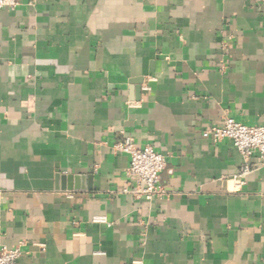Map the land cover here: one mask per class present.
I'll use <instances>...</instances> for the list:
<instances>
[{
    "label": "crops",
    "instance_id": "obj_1",
    "mask_svg": "<svg viewBox=\"0 0 264 264\" xmlns=\"http://www.w3.org/2000/svg\"><path fill=\"white\" fill-rule=\"evenodd\" d=\"M264 129V0L0 9V249L18 264H264V167L202 136ZM130 136L166 160L136 199ZM89 189L61 190L55 175ZM102 218L104 222H95Z\"/></svg>",
    "mask_w": 264,
    "mask_h": 264
},
{
    "label": "built area",
    "instance_id": "obj_2",
    "mask_svg": "<svg viewBox=\"0 0 264 264\" xmlns=\"http://www.w3.org/2000/svg\"><path fill=\"white\" fill-rule=\"evenodd\" d=\"M20 0H0V9H14ZM202 136L213 143L225 140L231 141L234 149L245 161V164L236 176L237 185H242L250 168L246 163L255 157L258 166L264 167V129L249 127L233 119L224 118L220 126L210 127L202 132ZM117 152L128 156L129 166L126 178L133 185L132 193L136 199L150 202L162 193L160 186L161 174L166 169L164 156L158 153L151 145L138 148L130 136L115 146ZM95 222H104L102 218L94 219ZM21 257L20 247L0 249V264H18Z\"/></svg>",
    "mask_w": 264,
    "mask_h": 264
},
{
    "label": "water",
    "instance_id": "obj_3",
    "mask_svg": "<svg viewBox=\"0 0 264 264\" xmlns=\"http://www.w3.org/2000/svg\"><path fill=\"white\" fill-rule=\"evenodd\" d=\"M88 184L85 185L86 181L84 177L75 175V176H63L59 172L55 175V187L61 190H85L89 189L90 178L87 179Z\"/></svg>",
    "mask_w": 264,
    "mask_h": 264
}]
</instances>
